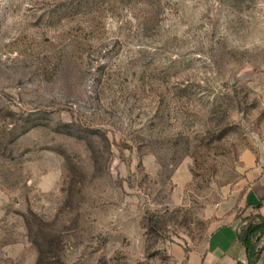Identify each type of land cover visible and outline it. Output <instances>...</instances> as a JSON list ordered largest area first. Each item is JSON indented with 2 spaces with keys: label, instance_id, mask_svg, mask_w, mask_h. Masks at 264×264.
Here are the masks:
<instances>
[{
  "label": "rangeland",
  "instance_id": "rangeland-1",
  "mask_svg": "<svg viewBox=\"0 0 264 264\" xmlns=\"http://www.w3.org/2000/svg\"><path fill=\"white\" fill-rule=\"evenodd\" d=\"M263 147L264 0H0V264H186Z\"/></svg>",
  "mask_w": 264,
  "mask_h": 264
},
{
  "label": "crops",
  "instance_id": "crops-1",
  "mask_svg": "<svg viewBox=\"0 0 264 264\" xmlns=\"http://www.w3.org/2000/svg\"><path fill=\"white\" fill-rule=\"evenodd\" d=\"M242 163L241 179L218 206L225 220L209 233L201 251L182 254L186 264H247L245 249L237 239L234 211L264 215V147L245 151Z\"/></svg>",
  "mask_w": 264,
  "mask_h": 264
},
{
  "label": "trees",
  "instance_id": "trees-1",
  "mask_svg": "<svg viewBox=\"0 0 264 264\" xmlns=\"http://www.w3.org/2000/svg\"><path fill=\"white\" fill-rule=\"evenodd\" d=\"M253 218L256 220L247 222L244 228L237 232V239L246 252L247 264H253L257 258L259 252L257 243L264 236V215L256 213Z\"/></svg>",
  "mask_w": 264,
  "mask_h": 264
}]
</instances>
